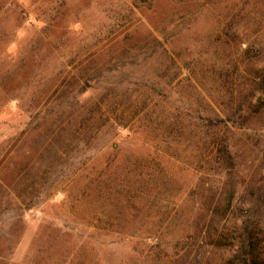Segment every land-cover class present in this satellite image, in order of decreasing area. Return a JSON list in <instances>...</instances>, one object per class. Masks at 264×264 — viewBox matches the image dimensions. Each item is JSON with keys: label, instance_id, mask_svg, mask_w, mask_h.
<instances>
[{"label": "rangeland", "instance_id": "rangeland-1", "mask_svg": "<svg viewBox=\"0 0 264 264\" xmlns=\"http://www.w3.org/2000/svg\"><path fill=\"white\" fill-rule=\"evenodd\" d=\"M253 230L264 0H0V264H236Z\"/></svg>", "mask_w": 264, "mask_h": 264}, {"label": "trees", "instance_id": "trees-1", "mask_svg": "<svg viewBox=\"0 0 264 264\" xmlns=\"http://www.w3.org/2000/svg\"><path fill=\"white\" fill-rule=\"evenodd\" d=\"M162 55L165 57L168 63H171L174 67H177L174 60H172L170 55H168L167 51H165L163 47ZM181 87L182 86L180 85V83L176 82L173 88L179 90ZM164 96V93H161L159 95L161 100H164ZM197 110L198 112L185 109H182L181 111L176 110V114L179 115L178 118L181 117V119H183L187 123L193 120L192 127L194 131H197V133H200L207 128L216 129L226 122V120L220 118L213 110L209 108L206 111V118H204V116L201 114L202 110L200 108H198ZM177 129L180 133H183L182 127H177ZM175 139L178 141L177 143H175L176 146L182 147V151L184 149L187 150L186 143L183 139L177 137ZM196 142L197 145L195 146V149L199 150V140H197ZM188 151V157L194 158L193 151L190 149ZM147 177L149 179L152 178L150 175H148ZM236 260V264H264V239H261L257 235H255V230H253V232L249 233L248 236H246L239 242L238 256Z\"/></svg>", "mask_w": 264, "mask_h": 264}]
</instances>
